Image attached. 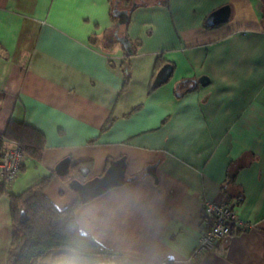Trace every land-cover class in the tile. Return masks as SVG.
I'll list each match as a JSON object with an SVG mask.
<instances>
[{
  "label": "crops",
  "instance_id": "obj_1",
  "mask_svg": "<svg viewBox=\"0 0 264 264\" xmlns=\"http://www.w3.org/2000/svg\"><path fill=\"white\" fill-rule=\"evenodd\" d=\"M132 4L120 31L132 46L128 55L112 17L115 5ZM263 5L0 0V134L12 120L44 139L40 159L26 158L7 191L17 195L50 176L45 196L63 210L79 201L71 179L101 177L111 161L123 159L127 180L80 206L95 207L105 222L110 258L264 264ZM224 6L229 20L209 25L208 16ZM166 64L170 77L152 88ZM66 158L69 176L58 177L55 167ZM153 166L154 177L146 174ZM205 201L229 202L238 223L212 252L191 259ZM8 207L1 196L6 256Z\"/></svg>",
  "mask_w": 264,
  "mask_h": 264
},
{
  "label": "trees",
  "instance_id": "obj_2",
  "mask_svg": "<svg viewBox=\"0 0 264 264\" xmlns=\"http://www.w3.org/2000/svg\"><path fill=\"white\" fill-rule=\"evenodd\" d=\"M112 20L116 23L114 33L117 37H123L120 31H123L126 25L118 26L114 16ZM8 141L20 144L26 158L38 161L42 155L44 139L27 125L11 120L5 131L0 134V151ZM22 167L23 165L21 169ZM50 180V176L44 177L15 195L7 191L4 179L0 177V197L6 196L8 199L11 228L5 264H37L46 253L62 249L66 240V224L71 213L79 208L81 203L75 201L67 208L58 210L45 196V189ZM99 255L111 256L112 253L102 247Z\"/></svg>",
  "mask_w": 264,
  "mask_h": 264
},
{
  "label": "water",
  "instance_id": "obj_3",
  "mask_svg": "<svg viewBox=\"0 0 264 264\" xmlns=\"http://www.w3.org/2000/svg\"><path fill=\"white\" fill-rule=\"evenodd\" d=\"M134 5L129 10H120L114 6L113 16L117 19V25H127L129 14L133 11ZM230 17V9L228 6L221 7L211 13L207 18L209 25H219L226 23ZM262 28L264 31V5H263V20ZM118 42L122 44L127 53H131V45L126 37H118ZM172 72V67L169 64L164 65L157 73L152 88H157L167 81ZM199 83L202 86L207 84V78H201ZM55 174L58 177H67L70 173V160L68 158L59 162L55 167ZM85 173V171L83 172ZM155 167H148L146 174L154 177ZM127 179L125 178V162L123 159L111 161L109 168L101 177H96L90 181L81 183L76 179H71L69 187L78 195V200L81 204H86L96 197L102 195L107 190L121 186Z\"/></svg>",
  "mask_w": 264,
  "mask_h": 264
},
{
  "label": "built area",
  "instance_id": "obj_4",
  "mask_svg": "<svg viewBox=\"0 0 264 264\" xmlns=\"http://www.w3.org/2000/svg\"><path fill=\"white\" fill-rule=\"evenodd\" d=\"M25 159L26 155L20 144L6 142L0 151V177H3L6 186L17 178ZM201 223L202 230L191 259L212 252L219 242L230 236L238 223L234 206L229 202L205 201Z\"/></svg>",
  "mask_w": 264,
  "mask_h": 264
},
{
  "label": "clouds",
  "instance_id": "obj_5",
  "mask_svg": "<svg viewBox=\"0 0 264 264\" xmlns=\"http://www.w3.org/2000/svg\"><path fill=\"white\" fill-rule=\"evenodd\" d=\"M106 224L93 206L75 209L66 224L61 251L44 264H109L99 255L106 238Z\"/></svg>",
  "mask_w": 264,
  "mask_h": 264
},
{
  "label": "rangeland",
  "instance_id": "obj_6",
  "mask_svg": "<svg viewBox=\"0 0 264 264\" xmlns=\"http://www.w3.org/2000/svg\"><path fill=\"white\" fill-rule=\"evenodd\" d=\"M264 0H261V4H263ZM133 8H135L137 5L136 4H132L131 6H133ZM9 209V207H8ZM61 250H53V251H50L48 253H46L45 256H43L41 259H39V261L37 262V264H44V262L51 256L55 255V254H58ZM6 254H0V264H5V261L4 259L6 258ZM102 259L106 260L109 262V264H119L118 262H116L114 259L110 258V256H101Z\"/></svg>",
  "mask_w": 264,
  "mask_h": 264
}]
</instances>
